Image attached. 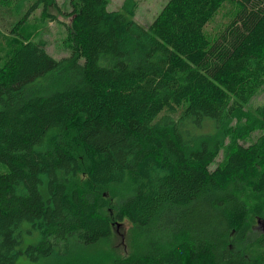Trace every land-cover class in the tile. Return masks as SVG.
<instances>
[{
  "label": "trees",
  "instance_id": "1",
  "mask_svg": "<svg viewBox=\"0 0 264 264\" xmlns=\"http://www.w3.org/2000/svg\"><path fill=\"white\" fill-rule=\"evenodd\" d=\"M70 5L0 0L17 42L0 64V264H63L124 220L130 253L113 264H264V233L250 239L264 223V122L212 169L233 122L257 129L246 107L264 94V0H168L148 27L135 0ZM50 8L70 19L60 60L26 25L54 20ZM205 121L214 131L197 134Z\"/></svg>",
  "mask_w": 264,
  "mask_h": 264
},
{
  "label": "rangeland",
  "instance_id": "2",
  "mask_svg": "<svg viewBox=\"0 0 264 264\" xmlns=\"http://www.w3.org/2000/svg\"><path fill=\"white\" fill-rule=\"evenodd\" d=\"M71 0H57V6L61 13H67L71 10ZM136 1V14L135 20L142 24L144 27H148L156 15L160 12L162 7L168 0H135ZM124 0H109L108 10L116 11L120 10ZM58 9L50 8L48 13L55 17L54 20L42 17L40 11L35 12L26 25H34V31L32 32V39L35 42H44L46 45L47 53L56 60L68 57L70 55L69 47H67L66 38V26L70 23V19L62 15ZM233 6L231 4L225 5L215 19L208 24L206 33L210 36L222 26L227 19L233 14ZM26 33L28 31L25 30ZM15 40L5 36V32L0 29V64L6 59L10 52V49ZM82 62V60H81ZM247 118L250 126L254 125L257 121L256 130H251L245 133V130L241 128L243 120L239 123L233 122V132L230 138L224 144L222 151L218 158L214 161L212 169L217 165L222 158L226 155L229 149L235 144L248 145L256 141L257 137L262 131L259 126L264 122V94L261 93L254 97L246 107ZM214 131V125L211 121H205L200 130H196L197 134L206 135ZM83 176L77 180L78 185L83 184ZM113 211L111 214H115V200L111 204ZM132 231V226L126 221L119 222L117 227L113 230V234L109 240L91 246L89 248L76 247L68 260L63 264H113L118 259H121L130 253L129 236ZM264 233V223L259 222L254 228V234L250 236V239L255 238L258 234ZM35 240V236H25L23 239V246L32 244ZM52 262V261H51ZM16 264H41L29 263L26 258L20 257ZM53 264L54 261H53ZM57 264H59L57 262Z\"/></svg>",
  "mask_w": 264,
  "mask_h": 264
},
{
  "label": "crops",
  "instance_id": "3",
  "mask_svg": "<svg viewBox=\"0 0 264 264\" xmlns=\"http://www.w3.org/2000/svg\"><path fill=\"white\" fill-rule=\"evenodd\" d=\"M141 24V23H140Z\"/></svg>",
  "mask_w": 264,
  "mask_h": 264
}]
</instances>
